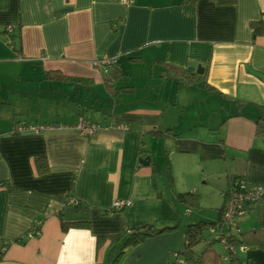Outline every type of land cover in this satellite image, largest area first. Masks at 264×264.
<instances>
[{
	"label": "crops",
	"instance_id": "1",
	"mask_svg": "<svg viewBox=\"0 0 264 264\" xmlns=\"http://www.w3.org/2000/svg\"><path fill=\"white\" fill-rule=\"evenodd\" d=\"M258 20L264 0H0V264H106L110 242L97 248V236L147 222L178 226L119 264H181L187 225L217 220L234 178L264 184ZM105 56L117 62L98 66ZM168 63L202 65L203 78L185 83ZM115 66L127 89L113 95L104 76ZM80 115L101 127L80 133ZM188 190L200 206L177 201ZM70 197L88 204L89 227L63 230L57 211ZM234 220L238 232L264 228V197ZM214 247L232 264L223 236ZM233 250L240 264H264V247Z\"/></svg>",
	"mask_w": 264,
	"mask_h": 264
},
{
	"label": "trees",
	"instance_id": "2",
	"mask_svg": "<svg viewBox=\"0 0 264 264\" xmlns=\"http://www.w3.org/2000/svg\"><path fill=\"white\" fill-rule=\"evenodd\" d=\"M221 2H233L235 0H219ZM255 33H259L264 29V20L252 22ZM168 68L172 74L179 76L185 83H192L203 78V74H196L194 70L189 69L188 66L168 63ZM124 74L120 67L115 66L111 72H105L104 83L106 88L116 95L119 91L127 89V86H118L117 80ZM49 78H65L67 76L58 71H48ZM158 133L156 130H151ZM256 134L264 139V109L261 108L260 115L256 120ZM142 155L144 148L140 149ZM142 159V158H141ZM37 167L40 169L46 168V159L39 155L36 157ZM235 178L231 182L234 183ZM229 191L226 192L227 197ZM177 201L183 203L187 207L200 206V194L195 191H177L175 192ZM226 205L223 204L219 208V216L217 220H199L190 222L186 227L187 241L183 250L178 254L183 257L185 264H222V253L214 247V244L221 240L222 237H215L209 231L210 225L224 223V210ZM61 220L63 230L71 227H89L90 214L88 204L77 199V202L70 204L66 202L62 208L57 211ZM177 224L157 225L154 222H147L137 227H126L122 231L108 234H101L97 236V248L105 241L109 240L110 248L107 255L106 264H119L121 258L125 254L128 247L137 245L143 242L148 237L175 229ZM222 236L228 242L230 249L228 250L232 264H240L233 247L239 245H257L264 247V228H255L247 231H239L238 233L223 231ZM200 243H204L201 248L198 247ZM173 264H178L174 262Z\"/></svg>",
	"mask_w": 264,
	"mask_h": 264
},
{
	"label": "built area",
	"instance_id": "3",
	"mask_svg": "<svg viewBox=\"0 0 264 264\" xmlns=\"http://www.w3.org/2000/svg\"><path fill=\"white\" fill-rule=\"evenodd\" d=\"M129 1V0H124ZM14 25L8 24L6 29L11 31L13 30ZM117 62V57H109L105 56L101 59L95 60V63L100 66H111ZM55 125H49V127H54ZM63 126V125H58ZM76 128L82 134H91L100 128V124L96 121H93L87 118L84 115H80L77 119L75 124ZM46 124H26L20 123L15 126V130L23 131V130H35L40 131L46 128ZM264 197V184H254L248 182L243 177H236L234 183L232 184L229 192V196L227 199L226 207L224 210V223L223 224H216L210 225L209 231L212 232V235L215 237H222L223 231H225V226L228 225L230 228L235 227L236 223L234 217L238 214L246 213L252 205H254L258 200ZM68 203L74 204L77 202V198L70 197L67 200ZM127 202L123 200H116L114 202V208L119 209L122 208ZM235 232L238 233V229L235 227ZM39 229L34 230V233H38ZM226 232V231H225ZM181 264H185L183 260Z\"/></svg>",
	"mask_w": 264,
	"mask_h": 264
},
{
	"label": "water",
	"instance_id": "4",
	"mask_svg": "<svg viewBox=\"0 0 264 264\" xmlns=\"http://www.w3.org/2000/svg\"><path fill=\"white\" fill-rule=\"evenodd\" d=\"M189 69L196 70L198 73H202L204 71V68H203L202 65H198V66L191 65V66H189ZM142 161L144 163H148L149 162L148 158H146V159L143 158ZM156 180H157V178L154 177V182H156Z\"/></svg>",
	"mask_w": 264,
	"mask_h": 264
},
{
	"label": "rangeland",
	"instance_id": "5",
	"mask_svg": "<svg viewBox=\"0 0 264 264\" xmlns=\"http://www.w3.org/2000/svg\"><path fill=\"white\" fill-rule=\"evenodd\" d=\"M59 105H60V107H63V108H66V107H68V101H67V99L66 100H61L59 103H58ZM63 104H64V106H63ZM72 106V105H71ZM48 108V107H47ZM9 109L10 110H12V108L11 107H9ZM50 110V109H49ZM156 159V158H155ZM204 211H206V212H211V208H204L203 209ZM214 210H216V209H214Z\"/></svg>",
	"mask_w": 264,
	"mask_h": 264
}]
</instances>
